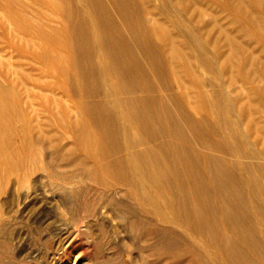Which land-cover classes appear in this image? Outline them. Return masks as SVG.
<instances>
[{
  "label": "bare ground",
  "instance_id": "obj_1",
  "mask_svg": "<svg viewBox=\"0 0 264 264\" xmlns=\"http://www.w3.org/2000/svg\"><path fill=\"white\" fill-rule=\"evenodd\" d=\"M56 4L59 29L40 33L66 45L52 87L87 122L54 121L79 151L66 167L89 182L73 191L79 207L121 196L144 264H264V0ZM28 57L45 66L50 54ZM31 163L0 160V181Z\"/></svg>",
  "mask_w": 264,
  "mask_h": 264
},
{
  "label": "rangeland",
  "instance_id": "obj_2",
  "mask_svg": "<svg viewBox=\"0 0 264 264\" xmlns=\"http://www.w3.org/2000/svg\"><path fill=\"white\" fill-rule=\"evenodd\" d=\"M56 2L0 0V160L26 158L32 168H40L30 175L11 171L0 181V264H144L148 257L143 244L132 240L126 225L130 214L115 204L122 197L104 194L89 209L79 207L80 198L73 193L89 182L80 166L66 167L76 161L79 151L77 156L69 144L70 134L58 130L54 121L66 115L78 124L87 122L72 94L61 95L52 87L55 73L70 68L66 45L59 39L48 42L40 33L59 29ZM42 50L50 54L45 66L28 57V52ZM44 83L50 88H41ZM67 84L61 75L56 86L69 88ZM54 143L61 145L60 160L53 155ZM67 148L72 153H66Z\"/></svg>",
  "mask_w": 264,
  "mask_h": 264
}]
</instances>
